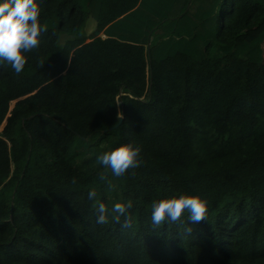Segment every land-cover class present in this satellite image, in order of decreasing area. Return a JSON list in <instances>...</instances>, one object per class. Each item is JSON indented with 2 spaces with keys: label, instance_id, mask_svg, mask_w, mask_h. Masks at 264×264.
<instances>
[{
  "label": "trees",
  "instance_id": "1",
  "mask_svg": "<svg viewBox=\"0 0 264 264\" xmlns=\"http://www.w3.org/2000/svg\"><path fill=\"white\" fill-rule=\"evenodd\" d=\"M38 2L40 45L0 63V264H264V0ZM182 193L205 217L151 224Z\"/></svg>",
  "mask_w": 264,
  "mask_h": 264
},
{
  "label": "clouds",
  "instance_id": "2",
  "mask_svg": "<svg viewBox=\"0 0 264 264\" xmlns=\"http://www.w3.org/2000/svg\"><path fill=\"white\" fill-rule=\"evenodd\" d=\"M40 8L38 0H0V63H7L15 73H20L28 59L27 54L37 48L41 42V34L45 31L39 22ZM141 148L132 142L123 143L111 151H105L96 159L100 165L111 170L113 176L119 177L129 168H136L141 163ZM104 180V175L100 176ZM96 193L89 190L87 197L92 200ZM131 201L116 202L106 208L104 202L96 206V223L104 224L111 214L119 220L125 216ZM207 202L199 195L179 194L170 198L154 201L151 206L150 221L153 225L176 222L182 213H187L188 220L198 222L205 217Z\"/></svg>",
  "mask_w": 264,
  "mask_h": 264
},
{
  "label": "crops",
  "instance_id": "3",
  "mask_svg": "<svg viewBox=\"0 0 264 264\" xmlns=\"http://www.w3.org/2000/svg\"><path fill=\"white\" fill-rule=\"evenodd\" d=\"M263 30H264V23L259 28L242 34V36L240 37V40L245 39L247 41H251L255 39L259 35V33ZM263 53H264V44H263Z\"/></svg>",
  "mask_w": 264,
  "mask_h": 264
},
{
  "label": "water",
  "instance_id": "4",
  "mask_svg": "<svg viewBox=\"0 0 264 264\" xmlns=\"http://www.w3.org/2000/svg\"><path fill=\"white\" fill-rule=\"evenodd\" d=\"M94 36H95V38H98V37L102 36V32H100L99 30H95V31H94ZM88 42H90V41H87V43H88ZM21 100H23V98L18 99V100L14 101V102L12 103L11 108H10V112H9L8 116L11 115V110H12V108L14 107V105L17 104V103H19ZM4 124H5V122L3 123V125H2L1 128H0V135H1V130H2L3 126H4ZM4 139L8 142L9 146L11 147V143L9 142V140L6 139V138H4Z\"/></svg>",
  "mask_w": 264,
  "mask_h": 264
}]
</instances>
